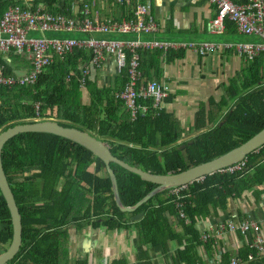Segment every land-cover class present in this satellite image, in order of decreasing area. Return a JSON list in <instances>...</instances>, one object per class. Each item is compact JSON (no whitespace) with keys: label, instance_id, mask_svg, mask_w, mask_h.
Here are the masks:
<instances>
[{"label":"trees","instance_id":"obj_1","mask_svg":"<svg viewBox=\"0 0 264 264\" xmlns=\"http://www.w3.org/2000/svg\"><path fill=\"white\" fill-rule=\"evenodd\" d=\"M17 4L33 8L44 4L49 11L67 16L74 8L80 11L82 7L81 0H0V19L6 9ZM137 54L142 77L152 79L153 70V79L158 80L161 51L138 50ZM166 54V60L181 56L172 50ZM262 57L250 61L256 68L249 67L247 86L231 85L215 108L197 117V130L207 125L211 128L184 144L183 150L179 144L183 135L180 124L164 109L130 118L124 102L116 97L127 81L126 71H115L113 78L101 84L97 78H86L82 88V68L91 57L80 48L62 60L54 57L33 85L0 87V134L16 126L55 122L107 144L114 158L131 167L157 176L178 174L245 145L264 130V86L258 88ZM0 63L6 76L16 77L32 69L31 58L13 50L1 57ZM84 91L88 103L82 102ZM1 164L22 227L19 251L7 264H68L71 227L134 229L138 252L143 246L166 251L168 243L174 242L178 246L176 261L196 264L200 261L197 249L210 247V241L201 242V234L195 229L197 221L225 210L229 199L239 198L246 191L255 190L260 195L263 190L259 187L264 186V146L247 156L244 170L211 173L177 195L171 193L172 188L164 189L132 213L118 208L105 164L88 150L60 137L18 135L2 148ZM110 168L125 208L133 207L158 187L118 164H110ZM177 203L181 204L179 208ZM179 210L188 220L187 225L179 217ZM136 214H142V218L130 221ZM170 218L175 219V225ZM11 240L10 211L0 191V253L6 251ZM254 253L246 247L239 251L238 259L242 264H264V258L249 262V255Z\"/></svg>","mask_w":264,"mask_h":264},{"label":"crops","instance_id":"obj_2","mask_svg":"<svg viewBox=\"0 0 264 264\" xmlns=\"http://www.w3.org/2000/svg\"><path fill=\"white\" fill-rule=\"evenodd\" d=\"M138 1H149L154 20L160 25L162 24L163 27L162 31L156 34L139 36L142 41H157L169 45L212 43L221 46L220 50L205 55H200L194 49H169L181 56H170L171 58L168 60H166L167 51L160 50L162 55L158 64V80L153 79L155 75L153 70H151L152 79L143 77L145 81H156L168 87V94L162 109L178 120L183 131L182 139L179 142L183 150L184 144L211 128L210 125H207L203 129L197 130V117L212 107L215 108L231 85H236L239 88L247 86L246 83L251 77L249 67L256 68L250 60L239 56L233 49L225 46L245 43L259 44L263 40L258 36H246L239 33L235 24L228 20L224 22L222 33H210L208 23L216 16V6L208 0ZM100 4L101 2L98 1L97 8L101 15L114 14L117 11L114 8L111 10L107 7L102 8ZM203 34L219 38L215 41L201 40ZM92 35L99 37L97 39H102L100 38L101 34ZM238 35L246 36L248 40H241ZM120 36H125L123 41L135 39L132 34ZM260 57H262L260 61L262 81L258 84V88L264 86V53ZM114 72V61L109 58L105 67L101 71H95L90 80L97 78L98 84H101L99 82L101 76L108 79L113 78V74H116ZM252 89L256 90L257 88ZM84 95L87 96V101L84 103H88L89 97L85 91ZM237 98L235 97L231 101L234 102ZM139 104L142 103L139 102ZM95 167L92 169L94 170ZM259 189L263 190L260 195L255 194V190L246 191L239 198L229 199L225 210H217L216 213H210L208 217L197 221L195 229L201 234V237L208 236L207 241H210L211 248L206 250L204 246H201L197 249L200 261L196 264H228L229 260L238 258L241 249L249 248L251 242L248 238L242 237L238 233L229 234L226 231L227 222L253 221L260 227L261 236L264 238V186ZM133 216L130 217V221L142 218L131 220ZM170 220L175 225V219L170 218ZM187 223H189L188 220ZM135 232L134 229L131 231H107L104 228L94 230L87 227L78 230L71 227L69 229L68 264H76L83 260L86 261V264H179L175 256L178 246L174 242L168 243L169 249L166 251H163L161 247L143 246V250L138 252L136 244H134ZM207 241L201 240L202 243ZM227 256H229L228 260H226Z\"/></svg>","mask_w":264,"mask_h":264},{"label":"built area","instance_id":"obj_3","mask_svg":"<svg viewBox=\"0 0 264 264\" xmlns=\"http://www.w3.org/2000/svg\"><path fill=\"white\" fill-rule=\"evenodd\" d=\"M80 11L73 9V14L67 16L49 11L44 4L33 8L30 5L17 4L6 9L0 19V58L11 50L18 55L26 54L32 60V69L29 73L19 74L16 77L6 76L4 67L0 63V87L15 85H33L44 68L53 63L54 57L61 60L74 49L80 48L90 54V61L82 68L81 87L85 79H92L95 71H101L109 58L114 61L116 73L126 71L127 81L122 91L116 95L121 99L131 119L138 114H146L150 110H160L168 94V87L156 81H145L138 70V50L169 49H194L200 55L213 53L221 49L220 45L212 43L169 45L157 41H142L139 36L153 35L161 32L163 27L157 23L151 14L149 1L138 0H81ZM98 1L102 8L117 9L114 14L101 15L97 8ZM216 6V16L208 23V31L220 34L224 29V22L231 21L239 33L246 36H258L263 42L259 44L245 43L234 46L226 45L233 49L239 56L253 61L264 53V0H208ZM32 32H71L84 35L92 34H132V41H115L97 39L94 37L76 39L54 38H29ZM101 83L108 80L101 77ZM67 80H69L67 78ZM138 100L151 101L152 104H139ZM37 111L39 107L37 106ZM39 115V112L37 113ZM247 166V159L225 167L219 172L234 173L242 171ZM198 179L197 181H202ZM186 186L174 187L172 194L177 195ZM181 204L177 203L176 207ZM179 217L187 219L181 210ZM226 231L229 234L238 233L248 238L249 245L255 253L249 256V262L256 258H264V238L261 236L260 227L250 220L238 223L227 222ZM208 236L201 240L207 241ZM228 264H241L238 258L229 260Z\"/></svg>","mask_w":264,"mask_h":264},{"label":"water","instance_id":"obj_4","mask_svg":"<svg viewBox=\"0 0 264 264\" xmlns=\"http://www.w3.org/2000/svg\"><path fill=\"white\" fill-rule=\"evenodd\" d=\"M50 134L72 143H75L84 149L91 152L95 157L102 161L109 173V176L112 180L114 197L118 208L122 212L132 213L138 206H141L148 199H150L156 193L169 188L187 186L198 179H204L206 175L217 172L225 167H228L232 164L237 163L240 160L247 159V156L254 151L262 148L264 146V130L255 136L252 140L247 142L245 145L240 146L239 148L229 151L228 153L217 157L213 160L205 162L204 164L192 167L186 171L180 172L178 174H169L166 176H157L149 172H144L137 168L131 167L126 163L114 158L107 144L95 140L89 135L75 130V129H66L60 127L55 122H41L35 123L33 125H24L16 126L12 129L0 134V191L6 201L8 209L10 211L11 222H12V240L9 247L6 251L0 253V264H7L19 251L21 245V218L19 215L18 208L14 196L11 192V189L8 185L7 179L4 175L2 164H1V151L4 145L12 138L21 135V134ZM110 164H118L125 170L139 176L142 180L154 183L158 185L151 193L145 196L141 201L136 203L133 207H123L118 196L115 176L113 171L110 168ZM142 217V214L134 215L131 220H137Z\"/></svg>","mask_w":264,"mask_h":264},{"label":"rangeland","instance_id":"obj_5","mask_svg":"<svg viewBox=\"0 0 264 264\" xmlns=\"http://www.w3.org/2000/svg\"><path fill=\"white\" fill-rule=\"evenodd\" d=\"M81 35L80 34H77V33H71V32H57V33H53V32H44V33H41V32H32V33H30L28 35V37L29 38H42V37H47V38H54V39H59V40L66 39V38H91V37L99 38V37H96L95 35H90V36H88V35H82L81 36ZM201 36H202L200 38L201 40L215 41V40H217L219 38V37H216V36H211L209 34L208 35L203 34ZM100 38H102L104 40H115V41H123V40H125V36H120L119 34H114V35L113 34L101 35ZM239 38L241 40H245V41L248 40V37H246V36H241L240 35ZM157 39H158V37H157ZM192 40H199V39H192ZM234 40H236V39H234ZM101 77H103V76H101ZM99 82H101V80ZM82 101L83 102H86L87 101V96H85L84 93H83Z\"/></svg>","mask_w":264,"mask_h":264}]
</instances>
